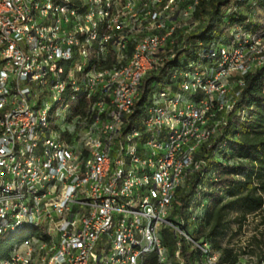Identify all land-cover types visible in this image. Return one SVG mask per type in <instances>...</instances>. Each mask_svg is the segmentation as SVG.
<instances>
[{
    "label": "bare ground",
    "instance_id": "1",
    "mask_svg": "<svg viewBox=\"0 0 264 264\" xmlns=\"http://www.w3.org/2000/svg\"><path fill=\"white\" fill-rule=\"evenodd\" d=\"M118 1L45 0V12L48 14L45 15L44 27L42 19H38V12H40L38 0H26L25 2L24 24L31 25L34 38L33 45L22 46V53L32 56V63L36 65L37 72H43V75L33 77L35 67H28L24 72V79H31V84H26L25 88V99L28 105L25 111L17 112V119L31 120L27 127V135L29 141H32L33 152L44 154V142L49 146L42 176H40L42 186L31 189V183L23 180L24 167H18L21 152L22 161H29L30 150H23L24 137L20 136V130H11L12 146L8 152L9 163L4 165V171H2L5 187H0V202L5 201L6 190L8 203L2 211V219H6L5 225H0V249L7 248L0 252V264H13L12 258L16 250L26 243V253L29 257L17 255V262L14 264H54L56 256L66 246V238H60L59 232H51L34 222H29L26 215L34 214L36 197L54 194L55 202H62L66 193H70V186L63 182H56L54 185L53 181V178H59L62 168L61 152L65 151L69 144H72L74 151H79V153L72 154L70 160L64 161V168H68L67 178L77 177L78 170V174H84L86 177L83 181V188L95 189V200H102L104 188L111 182L116 168V153L119 150V137L122 136V155L115 176V185L127 184V181L136 183L137 178V184H140L139 195L152 197V190H149L150 179H159L160 171L169 172L171 149L168 148V143L174 142V133L173 130H166V134L163 131H154L152 145H159V149L147 147L146 162L141 163V170H136L135 175H131L136 160V147L148 145V137H141L137 132L140 128H151L150 108L158 106L160 101L176 100L179 104L180 121H188L189 112H195L199 105L207 107L203 89L211 84L216 75L220 74L217 87H227L226 80L233 72L241 77L250 69L264 65V48L260 47L264 38H253L249 35L245 38L237 37L240 41L233 47H220L216 53L211 54V58L215 59V65L211 71L195 73L187 81L181 83V89L188 90L189 93H183L185 96L179 97L181 95L179 93L178 96L176 93L171 95L170 92H164L167 90L165 88L158 89L156 94L160 95H153L152 105L145 107V116L141 117L139 122L140 128L127 129L125 119L133 113L142 81L155 65L162 62L164 58L166 59L165 54L161 55L162 50L172 44V37L177 35L175 33L178 31L186 33L194 25L191 16L197 1L192 0L193 2L188 3L185 0H159L158 2L146 0L144 9L142 3L132 1L123 9L120 18L109 25ZM86 5L88 18L85 19L84 26L82 16L86 14ZM0 7H5L0 9V28H2L5 20L16 15L17 0H0ZM76 26L83 27L75 31ZM63 27L64 38L58 36V29ZM108 31L109 35H107ZM120 38L124 40H121L117 46ZM43 40L54 42L59 47L69 46L68 56H76L69 59V67L77 65L76 73H73L75 89L71 90L69 86H65L71 83L72 69H65L64 50H56L53 62L51 50H46V47L42 46ZM128 41H132L133 46L129 56L126 57L124 53ZM3 42H6V31L0 29V48H3ZM22 44H29V36H22ZM109 49L112 50L114 60L108 68L104 69L102 56H106ZM244 49L240 62L234 61L235 56ZM151 56V60H148ZM3 63L6 65L4 77L5 83H10V94H8V99L0 98V144L10 130L11 116L16 110L15 97H21L20 82L14 79L15 65L11 54H3V57L0 54V64ZM236 82H239V86L242 84L240 80ZM51 87L59 88V90L53 92ZM181 89H179L180 92ZM119 91H127V94L116 96ZM79 98L87 102L84 114L71 116L70 113V117L55 129L58 131L59 138L55 137L52 132L45 137L44 132L49 127L53 110L50 101L53 104L63 103V106H67L69 102ZM233 104L230 96H223L221 100L219 97H210L211 111L207 114H199L193 120V128H200L203 134L199 135V139L189 138V146L194 147L187 170H182V173H178V178L171 180L168 186L169 194L161 203L162 212L158 217V226L163 227L156 231V248L151 258L154 264H166L167 252L159 236L163 229L169 230L177 238L175 245L177 252L181 246V240L182 242L185 240L200 253V261L196 264H213L211 256H216V252L212 251L206 243L203 246L197 245L180 227L175 228L174 218L177 216H172V201L175 191L184 184L188 174L198 170L199 162L195 158L196 152L221 124V121L216 119L217 114L229 112ZM42 109V117H37ZM36 117L37 120H35ZM76 122L80 125L73 130L71 135L68 128ZM210 126H212L211 130ZM159 127L169 128L168 119H159ZM66 133L71 136L69 142L65 141ZM99 151L103 154L102 173L95 177L92 166L99 163ZM144 176H149L150 179H144ZM154 190L156 195H163L162 183L154 182ZM130 207L131 211H129ZM110 212L116 213L115 219H109L107 230L116 231V229H122L123 220L139 218V204L131 205V196L117 193L115 204H110ZM80 214L81 205L73 206V201H65V222H72L73 215ZM102 216H104V207L96 206L92 211V218ZM145 219L154 220V212L145 211ZM16 220H19L17 224ZM26 228L29 232L21 235L19 242L22 243L9 245L12 241L2 240L7 234ZM131 232L132 223L124 222V238H131ZM86 238L87 231H80L79 245H86ZM138 250L139 242L122 241V264H131L132 256ZM68 253H75V246H68ZM149 259L147 255H140L137 264H147ZM250 259L256 258L243 255L238 257L233 264H255V261ZM108 260L109 264H121V257H116V238L106 239V248L97 250L95 262L92 264H108ZM214 264L228 263L221 261L217 253V263ZM259 264H264V261L260 260Z\"/></svg>",
    "mask_w": 264,
    "mask_h": 264
},
{
    "label": "trees",
    "instance_id": "2",
    "mask_svg": "<svg viewBox=\"0 0 264 264\" xmlns=\"http://www.w3.org/2000/svg\"><path fill=\"white\" fill-rule=\"evenodd\" d=\"M196 1L191 16L194 25L186 33H175L172 44L162 50L161 55L165 54L166 59L145 76L133 113L125 119L127 129L140 128V118L152 105V96L157 91L165 88L171 91V95L176 93L178 96L181 81H187L195 73L211 71L215 65L211 54L220 47H233L240 41L237 37L245 38L246 35L264 38V20L261 23L241 11L246 7H257L264 13V0ZM132 44V41L127 42L126 57ZM113 60L114 55L109 49L104 56V69ZM186 74L189 77L185 78ZM239 80L242 84L235 85L232 92V109L217 114L216 119L221 124L196 152L198 170L188 174L172 201V216H177L176 221L184 233L190 232V239L197 245L206 243L212 251L219 253L221 261L228 264H233L239 255L245 253L264 261L262 248L235 253L220 245L229 229V215L234 214L233 221L241 224L248 216L264 212V65L250 69L239 76ZM68 104L71 116H76L84 114L87 102L79 98ZM79 125L76 122L68 132ZM65 135V141L69 142L71 136ZM159 236L167 252L166 264H196L200 261L199 251L185 240H181L177 252V238L169 230L163 229ZM147 264H154L153 259L150 258Z\"/></svg>",
    "mask_w": 264,
    "mask_h": 264
},
{
    "label": "built area",
    "instance_id": "3",
    "mask_svg": "<svg viewBox=\"0 0 264 264\" xmlns=\"http://www.w3.org/2000/svg\"><path fill=\"white\" fill-rule=\"evenodd\" d=\"M139 1L143 4L146 0H119L115 11H113L111 16V21L118 20L123 13L129 2ZM159 1V0H154ZM26 0H17V13L14 17L5 20V25H2L4 31H6V42H3V48H0V54H11L12 61L15 65L14 79H18L21 87V97H15L16 110L11 116L10 130L5 136L0 144V187H5V182L2 179V171H4V165L9 163L8 152L9 148L12 146L11 143V130L19 129L20 136L24 137V149L30 150V160L22 161V152L19 155L20 165L18 167H24V177L23 180H28L31 183V189H36L42 186L40 183V176H42V169L47 158V147L46 142H44V154H36L33 152L32 141H29V136L27 135V127L30 125L31 120L17 119L18 111H25L26 99H25V88L26 84H31V79H24V72L28 67H35V76L43 75V72H37L36 65L32 63V56H27L22 53V46L33 45L34 32L31 30V25L24 24V10H25ZM38 5H40V12H38V19H42L43 27L45 26V0H38ZM5 7H0L4 9ZM85 19L88 18L87 15V5L86 14L82 16ZM154 17V16H153ZM83 26H76L75 31ZM109 35V31L107 33ZM22 36H29V44H22ZM58 36H63L64 38V27L58 29ZM124 38H120L118 44ZM42 46L46 47V50H51V55L56 54V50H64L66 54V66L65 69H72L71 83L65 84L69 88L75 89L73 87V73H76V67H69V59L76 56H68L69 46L59 47L55 45L54 42H46L43 40ZM251 46V45H250ZM240 51L236 56L234 61H239L241 59ZM141 52V49H140ZM148 57V60H151ZM104 55L102 56V62ZM64 69V70H65ZM4 70H6V65L0 64V98H7L10 94V83H5ZM143 70V69H141ZM32 77V78H33ZM189 75L186 74L187 78ZM220 74L216 75L211 81V84L204 91V100H207V107H197L195 112H189L188 121H180L178 117V107L179 104L175 101H160V104L156 107H151V128H140L137 133H140L141 137H148V145L136 147V160L134 162V167L131 175H135L136 170H141V163L146 162V152L147 147H155L159 149V145H152V137L154 136V131H163L166 134V130H173L174 142L168 143V148L171 149V156L169 165V172H161L159 179H150L149 176H144V179H150L149 190H152V197H145L139 195L140 184L128 183L123 185H115V176L119 169V159L122 155L121 150V137H119V150L116 153L117 163L114 173L112 174L111 182L104 188V197L102 200H95V189H84L83 181L85 180L84 174H78L75 178H67V169L64 168V161L70 160L72 154H78L79 151H74V146L69 144L65 151L61 152L62 155V168L59 172V178H53L54 185L56 182H63L70 186V193H66L64 201L55 202L54 194L51 196L36 197V206H34V214L26 215L29 222H34L36 225L42 226L44 229L51 230V232H59L60 238H66V246L58 253L55 258L54 264H92L95 262L97 256V250L100 248H106L107 238H116V257H121V264L123 263V258L121 255V244L122 241L139 242V250L135 252L132 256L131 264H137L140 255H147L148 258H153V253L156 248V231L161 230L163 226H158V217L160 216L161 203L164 202L165 196L168 193V186L171 180L178 178V173H182V170H187V164L191 160V153L194 146H189V138L199 139V135L203 134L200 132V128H193V120L198 117L199 114H207L211 111L210 109V97H219L220 100L223 96L232 97V92L228 87H217V79H219ZM51 81V80H50ZM183 82V81H181ZM180 82V89H181ZM235 85L239 86V82ZM59 90V88H52ZM164 92H171L169 89ZM189 93L188 90L181 89V94ZM127 91H119L116 96H125ZM95 95V94H94ZM160 95V94H156ZM237 95V93H235ZM81 114V108L80 113ZM42 112L37 117H42ZM37 117L35 120H37ZM159 119H168L169 128L159 127ZM130 121V118L128 119ZM127 121V122H128ZM77 129V128H75ZM212 126H210V130ZM73 130L71 131L72 135ZM42 134V133H38ZM102 155L99 151V163L96 166H92L93 176L97 177L102 173ZM15 171V168H14ZM154 182H161L163 187V195H156L154 190ZM117 193H124V196H131V205L139 204V218H133V220H123L122 229H116V231L107 230V223L109 219H115L116 212H110V204H115V198ZM65 201H73L74 205H81V214L73 215L72 222H65L64 217V203ZM7 203L6 200V190H5V201L0 202V225H5V220L2 219V211ZM96 206L104 207V216L100 218H92V211ZM131 211V207L130 210ZM145 211L154 212V220L145 219ZM25 214V213H24ZM177 217L174 218L175 228H179ZM19 220H16V224ZM124 222L132 223L131 238H124ZM87 231L86 245H79V232ZM26 244H22L19 250H16L13 259L17 262V255H25ZM68 246H75V253H68ZM203 246V243H202ZM217 253L216 256H211V260L217 263ZM179 259V253H178ZM255 261V264H259L260 260L250 259ZM179 262V261H178ZM109 264V260H108Z\"/></svg>",
    "mask_w": 264,
    "mask_h": 264
},
{
    "label": "rangeland",
    "instance_id": "4",
    "mask_svg": "<svg viewBox=\"0 0 264 264\" xmlns=\"http://www.w3.org/2000/svg\"><path fill=\"white\" fill-rule=\"evenodd\" d=\"M241 11L242 13L251 16L253 19L259 20V22L261 23L262 20H264V13L258 10L257 7L250 9L246 7L241 9ZM262 45H264V42L261 41L260 47L264 48V46ZM238 78L239 75L233 72V74L230 75V77H228V79L226 80V85L231 91L234 89ZM50 105L53 108L51 112V121L48 124V129L44 132V136L46 137L50 132H52L55 137L59 138L58 131L55 129L59 128L62 125V122L70 117V105L67 104V106H63V103L53 104L51 101ZM234 217V214L228 216L227 220L229 221V229L226 230V235L220 241V245L223 248L232 249L235 253H238L242 250H246L245 252H247V250L251 249H264V212L248 216L245 222L241 224L234 222ZM28 232L29 229L26 228L15 233L7 234L4 238H2V240H10L12 242H10L11 244L9 245H16L22 243L19 242V240L22 238L21 235H26ZM185 234L187 235V237L190 236V232H187ZM34 235H36V233ZM6 249V247L1 248L0 252L5 251ZM243 255L253 257L252 255H249L247 253L241 254L238 257Z\"/></svg>",
    "mask_w": 264,
    "mask_h": 264
}]
</instances>
